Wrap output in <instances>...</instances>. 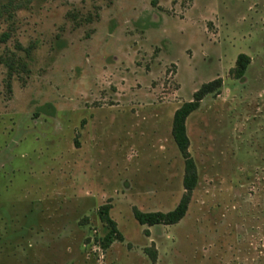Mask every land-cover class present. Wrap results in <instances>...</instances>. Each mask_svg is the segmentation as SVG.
I'll return each mask as SVG.
<instances>
[{
	"label": "rangeland",
	"instance_id": "1",
	"mask_svg": "<svg viewBox=\"0 0 264 264\" xmlns=\"http://www.w3.org/2000/svg\"><path fill=\"white\" fill-rule=\"evenodd\" d=\"M0 264H264V0H0Z\"/></svg>",
	"mask_w": 264,
	"mask_h": 264
},
{
	"label": "trees",
	"instance_id": "2",
	"mask_svg": "<svg viewBox=\"0 0 264 264\" xmlns=\"http://www.w3.org/2000/svg\"><path fill=\"white\" fill-rule=\"evenodd\" d=\"M5 37L7 38V35ZM249 60L250 57L245 53H241L238 56L236 71L238 78H242L245 75ZM219 87H221L220 79L203 84L202 87L194 93L193 100L183 103V105H181L175 112L172 133L178 148L185 158L184 186L186 193L182 197L179 204L173 210L168 212H144L138 208H135L134 215L140 224L148 226L159 224H176L186 216L191 203L192 193L198 183L196 163L189 152L190 139L187 132V119L200 107L201 101L205 98V96L213 93ZM110 208L111 206L109 204L103 205L100 208L102 219L111 227L110 231L105 237L107 245H110L115 240L122 238L116 221L110 217Z\"/></svg>",
	"mask_w": 264,
	"mask_h": 264
}]
</instances>
